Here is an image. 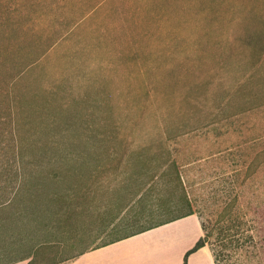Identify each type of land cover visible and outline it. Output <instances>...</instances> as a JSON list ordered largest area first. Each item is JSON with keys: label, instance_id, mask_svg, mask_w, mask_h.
<instances>
[{"label": "rangeland", "instance_id": "1", "mask_svg": "<svg viewBox=\"0 0 264 264\" xmlns=\"http://www.w3.org/2000/svg\"><path fill=\"white\" fill-rule=\"evenodd\" d=\"M87 133L135 146L173 137L165 150L210 255L221 229L235 241L227 264H264V0H0L1 203L14 197L12 137L45 166L62 137ZM107 183L30 237L0 234V264H59L178 213L144 219L172 198L157 184L118 215ZM4 203L0 215L19 209Z\"/></svg>", "mask_w": 264, "mask_h": 264}, {"label": "trees", "instance_id": "2", "mask_svg": "<svg viewBox=\"0 0 264 264\" xmlns=\"http://www.w3.org/2000/svg\"><path fill=\"white\" fill-rule=\"evenodd\" d=\"M261 78L254 73L250 80L260 81ZM173 140L171 136L155 137L145 145L135 146L117 135L112 138L90 133L81 137L66 135L60 142L65 145L64 149L45 151L47 161L44 166L36 163L28 165L19 150L23 145L21 138L17 135L12 137L13 160L16 167V182L12 192L14 197L3 203L4 205L19 203V209L9 216L0 215V234L9 238L16 231L30 237L34 234L32 227L41 229L44 221L53 222L54 217L64 208L73 212L77 198L89 197L94 188L103 190L108 187L110 175L112 181L116 182L119 197L122 198H119L121 202L118 215L134 203H139L146 192L157 184H160L162 190L170 188L172 198L156 204L148 212L145 210L148 216L144 219H152L157 213H165L171 206L178 207V213L163 221L128 231L110 242L95 247L96 249L195 215L180 167L176 160H171L170 152L165 150L170 147ZM82 181L89 183L84 184ZM3 203L0 201V205ZM146 212L143 210L140 214L131 215V220L126 226L133 227L135 219L146 216ZM201 228L204 235L185 253L183 264H187L191 254L207 246L210 233L204 226L201 225ZM219 230L218 248L213 249L211 255L214 264H227L223 259L224 252L233 247L235 241L233 238L222 236V231ZM46 240L48 239H45V242L43 240L33 242L34 246H37L35 249L45 245Z\"/></svg>", "mask_w": 264, "mask_h": 264}, {"label": "crops", "instance_id": "3", "mask_svg": "<svg viewBox=\"0 0 264 264\" xmlns=\"http://www.w3.org/2000/svg\"><path fill=\"white\" fill-rule=\"evenodd\" d=\"M202 232L201 224L192 215L104 247H94L59 264H183L185 253ZM31 256L34 255L8 264H31ZM187 264L214 262L203 247L188 257Z\"/></svg>", "mask_w": 264, "mask_h": 264}]
</instances>
